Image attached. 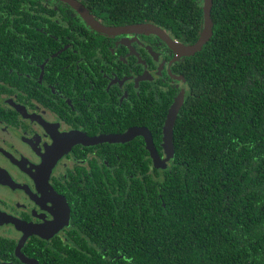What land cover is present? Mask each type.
I'll return each instance as SVG.
<instances>
[{
  "label": "flooded vegetation",
  "instance_id": "obj_1",
  "mask_svg": "<svg viewBox=\"0 0 264 264\" xmlns=\"http://www.w3.org/2000/svg\"><path fill=\"white\" fill-rule=\"evenodd\" d=\"M162 29L106 34L62 0H0V264L122 259L101 248L110 225H144L134 191L176 158L164 170L144 135L116 139L147 129L164 159L170 108L192 95L181 70L194 55L170 44L194 42Z\"/></svg>",
  "mask_w": 264,
  "mask_h": 264
},
{
  "label": "trees",
  "instance_id": "obj_2",
  "mask_svg": "<svg viewBox=\"0 0 264 264\" xmlns=\"http://www.w3.org/2000/svg\"><path fill=\"white\" fill-rule=\"evenodd\" d=\"M82 2L109 25L148 22L194 43L203 28V0ZM211 16L213 36L182 65L192 95L176 163L134 191L144 225H110L101 248L123 256L107 264H264V0H213Z\"/></svg>",
  "mask_w": 264,
  "mask_h": 264
},
{
  "label": "water",
  "instance_id": "obj_3",
  "mask_svg": "<svg viewBox=\"0 0 264 264\" xmlns=\"http://www.w3.org/2000/svg\"><path fill=\"white\" fill-rule=\"evenodd\" d=\"M70 4L81 16L82 18L94 29L103 32V33H113L116 31H123V30H130V31H137V32H144V33H153L158 36L165 38L166 31L156 26L154 24H139L129 27H108L101 24L96 18L87 10V8L78 0H62ZM213 6V0H203V28L201 34L196 43L190 46H184L182 44H178L177 42H172L170 44L173 50L177 53L176 60L179 56H193L196 53L200 52L203 47L209 42L211 37L213 36V28L214 22L212 20L211 11ZM169 39V38H168ZM170 40V39H169ZM168 40V41H169ZM170 43V41H169ZM186 92L182 91L178 97L175 99L174 104L170 108L169 114L165 121L163 127V141H162V148L165 153V158L162 159L158 152L156 151L152 137L150 132L145 130H139L134 128L122 136L117 137L116 140L119 141H128L132 139L135 135L142 134L146 138V142L148 144V150L151 152V155L154 159L155 165L161 169L168 170L171 168L175 161V145H174V130L176 126V121L179 116L180 109L184 104Z\"/></svg>",
  "mask_w": 264,
  "mask_h": 264
}]
</instances>
